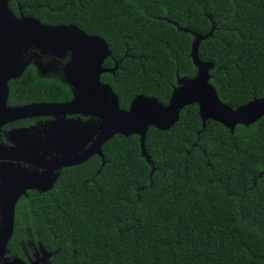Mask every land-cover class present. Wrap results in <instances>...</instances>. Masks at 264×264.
<instances>
[{
	"label": "trees",
	"instance_id": "1",
	"mask_svg": "<svg viewBox=\"0 0 264 264\" xmlns=\"http://www.w3.org/2000/svg\"><path fill=\"white\" fill-rule=\"evenodd\" d=\"M10 8L103 37L112 50L105 66H119L102 81L122 108L140 94L168 104L177 74L197 73L192 31L212 29L199 55L214 63L222 101L237 108L264 96V0H10ZM10 87L12 103L72 97L33 65ZM145 144L155 169L138 134H116L104 165L94 155L24 199L52 264H264V116L234 131L212 119L203 128L190 104L169 129L151 126Z\"/></svg>",
	"mask_w": 264,
	"mask_h": 264
},
{
	"label": "water",
	"instance_id": "2",
	"mask_svg": "<svg viewBox=\"0 0 264 264\" xmlns=\"http://www.w3.org/2000/svg\"><path fill=\"white\" fill-rule=\"evenodd\" d=\"M214 25L213 22V27ZM179 29L191 31L184 27ZM212 33L213 29L206 34L192 31L194 40L191 57L197 73L195 76L177 74V85L173 88L168 104L156 97L140 94L125 109L120 106L119 96L112 86L101 78L106 72L115 73L119 66L118 62L112 68L104 66L106 59L112 55V50L103 37L88 34L75 24L51 25L22 12L17 15L10 8V0H0V124L5 118H16L26 113L63 116L55 120L50 128L52 173L46 176L45 172L39 175L35 171L23 170L27 178L36 181L26 188L49 190L54 187L60 175L56 170L81 164L94 155H99L104 165L103 146L116 134H138L142 155L155 169L145 144L149 128L154 126L160 130L169 129L179 120L182 109L190 104H198L203 128L206 127L207 120L212 119L234 131L239 123L248 126L263 117L264 96L254 98L237 108L222 101L211 82V70L215 65L199 55L201 42ZM76 37H86L87 40ZM30 51L34 52L37 60L44 56L62 58L67 52L71 53L70 60L64 66V76L65 81L74 89L72 100L18 107L7 105L9 81L23 74L27 64L25 54ZM68 114H82L90 118L70 119L65 116ZM44 179L49 182L41 186L39 183ZM2 190L0 264H25L18 258H2L14 230L15 205L26 189ZM53 254L54 252L48 253L47 256L51 257Z\"/></svg>",
	"mask_w": 264,
	"mask_h": 264
},
{
	"label": "flooded vegetation",
	"instance_id": "3",
	"mask_svg": "<svg viewBox=\"0 0 264 264\" xmlns=\"http://www.w3.org/2000/svg\"><path fill=\"white\" fill-rule=\"evenodd\" d=\"M70 58L71 53L67 52L62 58L44 56L42 59L37 60L34 56V52L30 51L25 54L27 64L24 72L28 67L33 65L36 68L37 77L60 79L66 83L70 87L72 94L71 99L64 101L68 102L72 100L75 95L73 87L65 81L64 76V66ZM36 61H41L42 64H40L41 62L37 63ZM116 62L118 61H115V64ZM23 74L9 81L10 90L7 105L9 107H18L49 102L27 101L25 103H12L10 101V85ZM65 116L70 119L87 120L90 118L89 116L82 114H68ZM61 117L63 116H56L51 113H26L16 118H5L3 120L4 122L0 124V191L2 189V191H4V189L10 191H17L21 188L26 189L15 205L14 230L2 260L4 258H8L9 260L18 258L25 264H48V262L51 261L52 256L49 257L47 254L53 253V251L48 250L44 246L39 239L38 232L35 233V231L29 226V215L25 207L26 204L24 203V199L32 192L44 193L52 188L49 190L26 188L28 185L36 183V181L33 182L30 178H27L26 174L23 173V170H25V172L35 171L38 172L39 175L45 172L46 176L47 174L52 173L53 153L52 145L49 143L51 142L50 128L52 123ZM64 168L56 171H59L61 174V171ZM48 182L49 181L44 179L41 180L39 184L42 186L48 184ZM12 186H14V188ZM2 207L3 205L0 203V226L3 218V212L1 211Z\"/></svg>",
	"mask_w": 264,
	"mask_h": 264
},
{
	"label": "snow or ice",
	"instance_id": "4",
	"mask_svg": "<svg viewBox=\"0 0 264 264\" xmlns=\"http://www.w3.org/2000/svg\"><path fill=\"white\" fill-rule=\"evenodd\" d=\"M77 39H81V40H87L86 37H76Z\"/></svg>",
	"mask_w": 264,
	"mask_h": 264
}]
</instances>
